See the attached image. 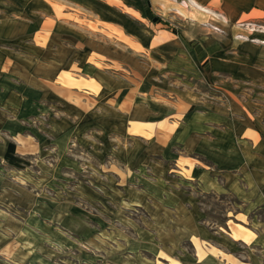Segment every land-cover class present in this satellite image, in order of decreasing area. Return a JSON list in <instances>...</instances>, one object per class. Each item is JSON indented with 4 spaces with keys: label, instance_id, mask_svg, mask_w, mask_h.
Returning a JSON list of instances; mask_svg holds the SVG:
<instances>
[{
    "label": "crops",
    "instance_id": "crops-1",
    "mask_svg": "<svg viewBox=\"0 0 264 264\" xmlns=\"http://www.w3.org/2000/svg\"><path fill=\"white\" fill-rule=\"evenodd\" d=\"M0 264H264V0H0Z\"/></svg>",
    "mask_w": 264,
    "mask_h": 264
},
{
    "label": "built area",
    "instance_id": "built-area-1",
    "mask_svg": "<svg viewBox=\"0 0 264 264\" xmlns=\"http://www.w3.org/2000/svg\"><path fill=\"white\" fill-rule=\"evenodd\" d=\"M212 29H214L215 31H219V29L215 26H212Z\"/></svg>",
    "mask_w": 264,
    "mask_h": 264
}]
</instances>
